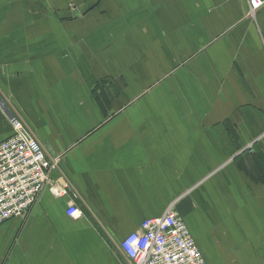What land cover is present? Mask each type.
<instances>
[{
  "label": "crops",
  "instance_id": "0c3cea01",
  "mask_svg": "<svg viewBox=\"0 0 264 264\" xmlns=\"http://www.w3.org/2000/svg\"><path fill=\"white\" fill-rule=\"evenodd\" d=\"M250 1L0 0V142L21 118L61 158L0 225V264H129L120 242L171 206L205 264H264V0L254 15Z\"/></svg>",
  "mask_w": 264,
  "mask_h": 264
},
{
  "label": "built area",
  "instance_id": "2783aa9c",
  "mask_svg": "<svg viewBox=\"0 0 264 264\" xmlns=\"http://www.w3.org/2000/svg\"><path fill=\"white\" fill-rule=\"evenodd\" d=\"M261 5L260 0H251L250 15ZM0 106H7L1 97ZM12 126L13 136L0 142V225L25 216L47 181L46 171L59 169L61 163L58 156L49 157L52 161L49 164L45 147L21 118L13 120ZM67 187L56 190L58 197L67 194ZM66 214L73 220L83 217L72 202ZM118 248L129 264H205L185 221L173 206L162 218L143 222Z\"/></svg>",
  "mask_w": 264,
  "mask_h": 264
},
{
  "label": "rangeland",
  "instance_id": "374dc122",
  "mask_svg": "<svg viewBox=\"0 0 264 264\" xmlns=\"http://www.w3.org/2000/svg\"><path fill=\"white\" fill-rule=\"evenodd\" d=\"M139 109H135V111H138Z\"/></svg>",
  "mask_w": 264,
  "mask_h": 264
}]
</instances>
